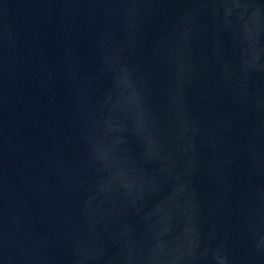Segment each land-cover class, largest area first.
Wrapping results in <instances>:
<instances>
[{
	"label": "water",
	"instance_id": "95a60500",
	"mask_svg": "<svg viewBox=\"0 0 264 264\" xmlns=\"http://www.w3.org/2000/svg\"><path fill=\"white\" fill-rule=\"evenodd\" d=\"M0 264H264V0H0Z\"/></svg>",
	"mask_w": 264,
	"mask_h": 264
}]
</instances>
